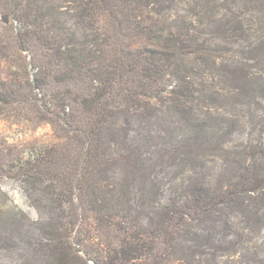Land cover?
Listing matches in <instances>:
<instances>
[{
	"label": "rangeland",
	"instance_id": "rangeland-1",
	"mask_svg": "<svg viewBox=\"0 0 264 264\" xmlns=\"http://www.w3.org/2000/svg\"><path fill=\"white\" fill-rule=\"evenodd\" d=\"M10 1V10L0 5V88H15L14 79L35 87L36 78L41 84L48 79L47 23L54 25L53 34L82 39L90 36L92 17L79 19L88 5L80 0ZM149 5L134 22L151 34L121 36L115 51L182 37L186 46L178 54V75L186 85L169 77L164 98L148 102L143 113L122 115L103 132L113 158L101 196L128 204L126 211L130 207L146 228L160 227L157 220L165 213L172 216L171 228L186 224L191 231L186 239L214 253L210 264H264V183L254 193L239 192L235 185L242 173L252 174L246 173L252 163L264 178V0H149ZM134 26L126 31L133 34ZM71 76L55 72L50 81L65 110L83 96ZM65 142L61 131L44 121L29 122L22 114L0 118V143L22 160ZM27 195L17 178L0 172V205L35 219L39 212ZM187 198L191 215L174 213L171 205ZM23 234H9L5 241L0 236V264H32Z\"/></svg>",
	"mask_w": 264,
	"mask_h": 264
},
{
	"label": "trees",
	"instance_id": "trees-1",
	"mask_svg": "<svg viewBox=\"0 0 264 264\" xmlns=\"http://www.w3.org/2000/svg\"><path fill=\"white\" fill-rule=\"evenodd\" d=\"M80 1L88 5L78 14L79 19L92 17L88 19L90 36L79 39L70 32L64 37L53 34L55 27L48 22L52 50L45 73L48 79L41 84L36 78L35 87L25 88L27 82L14 79L15 88H0V118L22 114L29 122L44 121L59 129L66 139L63 145L40 150L32 160L18 158L0 143V172L23 184L39 212L30 219L22 211L14 213L0 205V216H5L0 220V236L5 241L7 235L23 232L21 238L31 248L32 264H210L214 253L201 249L198 241L186 239L191 233L186 224L179 230L171 228L172 216L165 213L157 220L160 227L150 223L146 228L130 207L126 211L128 204L109 203L100 193L107 181L106 166L113 158L111 148L102 142L103 132L114 128L122 115L143 113L148 102L164 98L169 77L186 85L185 77L178 75L177 62L185 41L170 35L169 43L117 53L114 45L122 44V37L151 34V29L134 22L151 8L149 0ZM10 2L0 0V5L6 4L10 10ZM131 26L135 27L133 34L126 31ZM105 57L111 62H104ZM55 72L67 77L72 74L70 83L83 95L80 101L73 99L76 105L67 110L56 82L50 83ZM249 171L251 175L242 173L235 183L239 192L254 193L264 183L253 163L246 173ZM187 202L188 198L178 206L171 205L172 211L189 217L192 204ZM17 240L21 241L14 240L16 244ZM208 254L209 258H203Z\"/></svg>",
	"mask_w": 264,
	"mask_h": 264
}]
</instances>
